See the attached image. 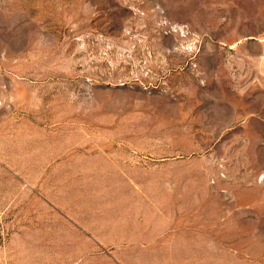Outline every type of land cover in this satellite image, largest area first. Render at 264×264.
Masks as SVG:
<instances>
[{
  "label": "rangeland",
  "instance_id": "1",
  "mask_svg": "<svg viewBox=\"0 0 264 264\" xmlns=\"http://www.w3.org/2000/svg\"><path fill=\"white\" fill-rule=\"evenodd\" d=\"M0 264H264V0H0Z\"/></svg>",
  "mask_w": 264,
  "mask_h": 264
}]
</instances>
